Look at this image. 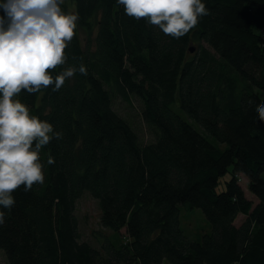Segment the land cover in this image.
Returning a JSON list of instances; mask_svg holds the SVG:
<instances>
[{
  "label": "trees",
  "instance_id": "1",
  "mask_svg": "<svg viewBox=\"0 0 264 264\" xmlns=\"http://www.w3.org/2000/svg\"><path fill=\"white\" fill-rule=\"evenodd\" d=\"M202 2L209 14L175 39L116 0L63 1L79 21L66 63L49 71L82 63L87 74L16 97L62 139L41 149L44 183L0 206L8 264H264V0ZM117 100L136 107L143 131ZM84 193L124 243L81 239ZM181 206L200 209L210 231L189 237Z\"/></svg>",
  "mask_w": 264,
  "mask_h": 264
},
{
  "label": "clouds",
  "instance_id": "2",
  "mask_svg": "<svg viewBox=\"0 0 264 264\" xmlns=\"http://www.w3.org/2000/svg\"><path fill=\"white\" fill-rule=\"evenodd\" d=\"M131 18H144L164 34L179 39L209 14L202 0H116ZM63 0H0V206L11 209L13 191L22 185L30 191L43 184L41 149L53 138L62 139L49 122L30 114L16 99L22 91L32 95L51 87L58 91L86 67L69 66L53 76L49 70L67 61L65 49L74 37L79 21L76 13H66ZM251 103V101H249ZM264 123V103L255 108ZM52 157L48 163H54ZM5 213L0 211V225Z\"/></svg>",
  "mask_w": 264,
  "mask_h": 264
},
{
  "label": "rangeland",
  "instance_id": "3",
  "mask_svg": "<svg viewBox=\"0 0 264 264\" xmlns=\"http://www.w3.org/2000/svg\"><path fill=\"white\" fill-rule=\"evenodd\" d=\"M65 1V0H63ZM80 40L82 45L86 44V34L80 31ZM115 110L119 115L126 118L138 131H143L144 126L139 120L138 111L134 106H127L121 100H117L115 103ZM148 139L147 137L144 138ZM228 175L225 177L228 179ZM224 178V179H225ZM239 183L245 188L246 180L243 176H240ZM224 188V183H221L220 189ZM249 196V195H248ZM74 214L77 218L78 231L82 240H86L95 246H98L97 238L98 234L102 233L104 237L118 245L124 243L125 238L120 236L111 230L104 229L99 224V208L97 201L93 199L89 194L84 193L75 203ZM181 228L193 239H198L200 236L210 231V225L205 219L203 213L197 208H188L187 206L180 207L179 213ZM123 233V231H121ZM99 235L101 244L104 243L105 238H101ZM0 264H8L3 251H0ZM165 264H167L165 262Z\"/></svg>",
  "mask_w": 264,
  "mask_h": 264
},
{
  "label": "water",
  "instance_id": "4",
  "mask_svg": "<svg viewBox=\"0 0 264 264\" xmlns=\"http://www.w3.org/2000/svg\"><path fill=\"white\" fill-rule=\"evenodd\" d=\"M144 18H138V19H136V20H139V21H141V20H143ZM191 51H193L192 49H191Z\"/></svg>",
  "mask_w": 264,
  "mask_h": 264
}]
</instances>
